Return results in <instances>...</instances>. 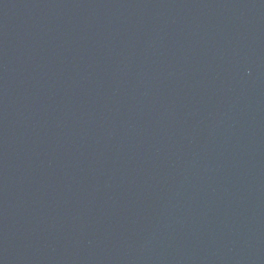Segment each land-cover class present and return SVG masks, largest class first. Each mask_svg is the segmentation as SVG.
<instances>
[{"label":"water","instance_id":"water-1","mask_svg":"<svg viewBox=\"0 0 264 264\" xmlns=\"http://www.w3.org/2000/svg\"><path fill=\"white\" fill-rule=\"evenodd\" d=\"M0 264H264V0H0Z\"/></svg>","mask_w":264,"mask_h":264}]
</instances>
